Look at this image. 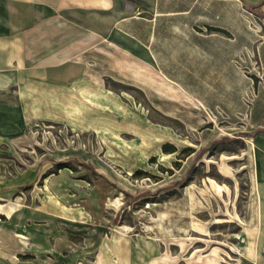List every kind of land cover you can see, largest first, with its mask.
<instances>
[{
    "label": "rangeland",
    "instance_id": "obj_1",
    "mask_svg": "<svg viewBox=\"0 0 264 264\" xmlns=\"http://www.w3.org/2000/svg\"><path fill=\"white\" fill-rule=\"evenodd\" d=\"M117 2L98 15L113 43L90 37L89 7L59 16L76 27L48 92L0 70V264H237L264 12L249 0L179 15ZM38 49L27 66L43 62Z\"/></svg>",
    "mask_w": 264,
    "mask_h": 264
},
{
    "label": "crops",
    "instance_id": "obj_2",
    "mask_svg": "<svg viewBox=\"0 0 264 264\" xmlns=\"http://www.w3.org/2000/svg\"><path fill=\"white\" fill-rule=\"evenodd\" d=\"M103 1L0 0V56L5 61L4 65L0 64V70L8 69L15 72L17 77L15 83L19 82L24 86H27L28 81H24L23 78H35V80L41 82V90L48 92V87L51 84L63 81L59 79L66 76V69L61 66L65 58L60 57V54L65 53L66 50L61 45L67 42L64 39L66 28L74 29L76 27V22L67 23L65 19L59 18V16L72 8L89 7L90 13L93 14L90 22V37L97 38L100 34L102 39L106 38L107 43H113L108 40V29L112 27L111 22L103 18L99 20L98 15L110 13L118 2L117 0H105V5ZM159 1L162 3V0H157L156 15L163 13L179 15L191 13L195 9L196 3H200L201 0H195L191 6L174 7L169 11L164 10L161 4L159 7ZM232 1H234L235 11L240 10L242 0ZM249 1L264 12V0ZM208 9L212 12L214 8ZM213 12H216V16L220 18L219 14L223 10L218 8V11ZM177 23L180 28H185L188 24L184 21H178ZM208 25L227 29L220 22L219 24L208 23ZM141 36L139 34L137 37L140 44L145 46L152 44L151 40L142 39ZM69 38L71 39L69 41L70 45H74V39L80 37L70 34ZM39 46L42 47L40 50L43 53L41 57L43 62H32L27 66L24 61L37 53ZM260 47L259 57L262 67H264V41ZM33 60H36V58H32ZM0 83H2L1 80ZM250 117L251 123L256 129V132L252 135L253 147L251 150L255 169L250 179L248 195L241 204V209L238 203L235 210L242 237L238 245L239 257L237 264H264V94L256 103L252 104ZM4 245L0 239V247Z\"/></svg>",
    "mask_w": 264,
    "mask_h": 264
}]
</instances>
